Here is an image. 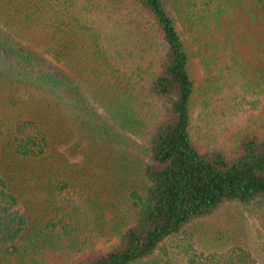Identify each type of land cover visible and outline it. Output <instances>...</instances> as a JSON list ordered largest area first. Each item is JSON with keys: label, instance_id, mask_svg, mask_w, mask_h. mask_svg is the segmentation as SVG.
<instances>
[{"label": "trees", "instance_id": "obj_1", "mask_svg": "<svg viewBox=\"0 0 264 264\" xmlns=\"http://www.w3.org/2000/svg\"><path fill=\"white\" fill-rule=\"evenodd\" d=\"M191 46L243 53L262 101L264 0H0V264H137L227 203L264 209V106L201 144Z\"/></svg>", "mask_w": 264, "mask_h": 264}, {"label": "rangeland", "instance_id": "obj_2", "mask_svg": "<svg viewBox=\"0 0 264 264\" xmlns=\"http://www.w3.org/2000/svg\"><path fill=\"white\" fill-rule=\"evenodd\" d=\"M191 51L189 69L195 82L194 138L203 145L229 144L237 132L259 120L256 118L261 114L264 98L256 101V105L251 103L258 89L249 81L250 72L245 71L246 65L241 61L244 54L240 51L232 59L228 53L221 57L210 55L211 52L204 55V49L196 46H191ZM206 58L209 69L203 66ZM263 230L264 209L251 203L230 202L212 215L192 221L180 234L165 239L150 257L137 264H149L152 260L157 264H184L182 247L186 241H193L195 248L224 249L241 245L253 254L257 264H264ZM109 238L101 237L96 245L108 246L114 240Z\"/></svg>", "mask_w": 264, "mask_h": 264}]
</instances>
